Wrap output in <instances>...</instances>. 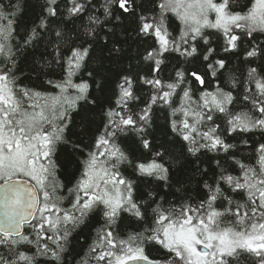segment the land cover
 <instances>
[{
  "label": "snow or ice",
  "instance_id": "obj_1",
  "mask_svg": "<svg viewBox=\"0 0 264 264\" xmlns=\"http://www.w3.org/2000/svg\"><path fill=\"white\" fill-rule=\"evenodd\" d=\"M262 37L264 0H0V264H264Z\"/></svg>",
  "mask_w": 264,
  "mask_h": 264
},
{
  "label": "trees",
  "instance_id": "obj_2",
  "mask_svg": "<svg viewBox=\"0 0 264 264\" xmlns=\"http://www.w3.org/2000/svg\"><path fill=\"white\" fill-rule=\"evenodd\" d=\"M173 25H175V21H173ZM97 227H99V223L93 221L92 226L89 229L84 230L79 235L74 233V236H76V240L78 241L77 249L78 251H81V254L87 251V246L91 243L92 239L94 238V230ZM151 255L157 256L158 254L156 252H152Z\"/></svg>",
  "mask_w": 264,
  "mask_h": 264
}]
</instances>
